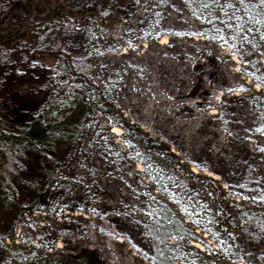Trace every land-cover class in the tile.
<instances>
[{
	"label": "rangeland",
	"instance_id": "obj_1",
	"mask_svg": "<svg viewBox=\"0 0 264 264\" xmlns=\"http://www.w3.org/2000/svg\"><path fill=\"white\" fill-rule=\"evenodd\" d=\"M225 3L234 7L222 11ZM237 7L0 0V104L14 123L18 108L62 104L88 83L139 136L120 126L112 134L108 113L88 95L56 179L26 198L34 208L19 211L15 238H0V264H61L84 250L86 264H264V130L255 131L264 125V41L247 32L255 26ZM17 171L9 173L19 191L31 194Z\"/></svg>",
	"mask_w": 264,
	"mask_h": 264
},
{
	"label": "trees",
	"instance_id": "obj_2",
	"mask_svg": "<svg viewBox=\"0 0 264 264\" xmlns=\"http://www.w3.org/2000/svg\"><path fill=\"white\" fill-rule=\"evenodd\" d=\"M88 95L98 100L108 113L110 125L120 126L139 138L138 134L134 133L138 130H134V126L109 105L101 90L88 83L79 92L65 98L66 102L62 104L46 100L32 109L18 108L17 114L21 123H14L15 117L0 104L1 239L15 238L17 224L22 215L19 211H32L34 202L31 200H34L36 193L40 191L41 184H49L56 179L60 159L67 148L78 139L82 122L90 110ZM155 149L159 150V147L156 146ZM159 152L165 153L163 150ZM14 167L19 170L17 172L23 183L30 185L33 195L26 191L24 194L26 197H23L16 178L9 173ZM26 198L31 200L26 201ZM224 234H231L238 244H243L239 233L232 234L225 228ZM189 239L191 238L186 239L187 245L194 248L190 245ZM89 254V251L84 250L77 256L68 257V261L61 264H86ZM155 262L162 264L157 259Z\"/></svg>",
	"mask_w": 264,
	"mask_h": 264
},
{
	"label": "snow or ice",
	"instance_id": "obj_3",
	"mask_svg": "<svg viewBox=\"0 0 264 264\" xmlns=\"http://www.w3.org/2000/svg\"><path fill=\"white\" fill-rule=\"evenodd\" d=\"M187 2V0H186ZM204 7H207V5H204ZM234 5L230 4V3H225L223 5V8L221 9L223 11L224 8H233ZM241 9L243 10V14L245 16H247L248 20L247 23L251 24L255 27H248L247 28V32L251 33L253 31H256L259 33V38L261 41H264V0H255V2H251V0H248V2H246V0H239V7L236 8V11L239 12L241 11ZM106 14V13H105ZM195 15V13H193ZM233 19H235L236 21H238V23L235 25V32L239 33L243 30L241 23H239V21H241L242 17L235 15V13L233 14ZM228 28H233V25L231 23H229L227 25ZM219 29L217 30V32L219 33ZM157 36H159V33H156ZM213 39L216 40H220L223 43H227L226 40H224L223 35L221 34H217L215 36L212 37ZM237 38V36L234 34L232 39L235 40ZM241 40L244 42H248L252 44L253 48H256L257 45L255 42L250 41L248 36L245 35L243 37H241ZM131 46V44H130ZM230 48L233 49V51L235 52L236 56H240L241 53L238 49H236V45L235 44H230L228 45ZM244 63H248V61H244ZM238 71L240 69H237ZM255 79L260 80L261 77L259 76H254ZM228 91H231V89H228ZM264 130V125H261V127H258L255 129V131L260 132ZM260 151H264V149H259ZM227 187V185H225ZM241 187H243V185H241ZM247 198V197H246ZM253 200L257 199V197H252ZM258 199L260 200H264V196H260ZM197 223H199V221H197ZM209 231H211L209 229ZM214 236L216 235V233H212ZM231 235V234H229ZM147 255V253L145 254Z\"/></svg>",
	"mask_w": 264,
	"mask_h": 264
},
{
	"label": "bare ground",
	"instance_id": "obj_4",
	"mask_svg": "<svg viewBox=\"0 0 264 264\" xmlns=\"http://www.w3.org/2000/svg\"><path fill=\"white\" fill-rule=\"evenodd\" d=\"M165 29L168 30L169 28H165ZM166 42H167V36H166V35L161 36L160 39H159V41H158L159 44H164V43H166ZM233 59H234V57H233ZM255 87H257V84L255 85ZM235 94H238V92L235 91ZM208 112H209L210 114H213V113H215V109H210ZM110 132H111L112 134H114V135H119L120 132H121V128H120L119 126H117V125H111V126H110ZM262 135L264 136V131H263ZM136 169H137V170L140 169V164H139V163L136 164ZM192 170L196 172V168H192ZM210 176H213L214 178L217 177L216 175H214V174H212V173L210 174ZM119 239H120V238H119ZM57 245H58L59 247H61V243H60V242H59ZM192 245H193L195 248H197V249H202V248H203V247H202V244H201L200 242L196 241V240H193V241H192ZM238 264H242V263L239 262Z\"/></svg>",
	"mask_w": 264,
	"mask_h": 264
}]
</instances>
